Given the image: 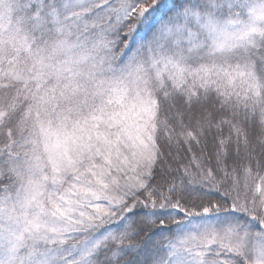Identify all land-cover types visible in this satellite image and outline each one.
Instances as JSON below:
<instances>
[{
    "label": "snow or ice",
    "instance_id": "1",
    "mask_svg": "<svg viewBox=\"0 0 264 264\" xmlns=\"http://www.w3.org/2000/svg\"><path fill=\"white\" fill-rule=\"evenodd\" d=\"M0 264H264V0H0Z\"/></svg>",
    "mask_w": 264,
    "mask_h": 264
}]
</instances>
